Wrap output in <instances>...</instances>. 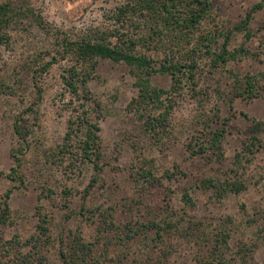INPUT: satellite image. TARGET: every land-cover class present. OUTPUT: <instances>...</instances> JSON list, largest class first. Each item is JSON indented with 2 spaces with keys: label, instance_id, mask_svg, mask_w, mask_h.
Returning a JSON list of instances; mask_svg holds the SVG:
<instances>
[{
  "label": "rangeland",
  "instance_id": "obj_1",
  "mask_svg": "<svg viewBox=\"0 0 264 264\" xmlns=\"http://www.w3.org/2000/svg\"><path fill=\"white\" fill-rule=\"evenodd\" d=\"M138 1L0 0L12 13L0 41V216L5 198L10 207L0 220V264H264V0H207L193 38ZM249 13L247 37L236 25ZM102 34L120 47L134 40L132 51L157 69L193 64L194 77L184 66L173 88L171 73L152 74L174 103L155 137L130 107L134 67L107 58L78 64L99 125V155L89 160L80 152L84 128L75 126L63 148L78 103L65 90L75 63L65 38ZM225 47L239 53L216 59ZM213 116L225 122L222 154L193 153L191 138ZM206 179L244 188L223 192ZM77 240L88 263L71 261Z\"/></svg>",
  "mask_w": 264,
  "mask_h": 264
},
{
  "label": "trees",
  "instance_id": "obj_2",
  "mask_svg": "<svg viewBox=\"0 0 264 264\" xmlns=\"http://www.w3.org/2000/svg\"><path fill=\"white\" fill-rule=\"evenodd\" d=\"M141 10L146 9L150 14L153 12L158 17L164 18L167 22L169 29L173 32L178 30L181 37L193 38L195 33L198 31L199 26L209 10L210 2L207 0H139L136 3ZM262 3L255 5V9L261 8ZM119 20L121 19V14H119ZM12 18L11 5L10 2H0V41L5 36L6 33H2L8 21ZM153 18V17H152ZM154 19V18H153ZM250 19V13L247 17L236 25L237 29L245 30L246 36L250 37L251 33L247 30V23ZM155 20V19H154ZM157 23L155 27L159 24ZM119 34V33H118ZM121 34H119L120 36ZM127 36V34H125ZM121 38V37H119ZM132 38V37H130ZM179 38V41L182 40ZM131 40V39H129ZM135 41L131 40L130 45H125L120 47L118 45L112 44L107 41V37L102 34L100 37H82L79 40H71L65 38V52L72 53L75 58V63L71 65L65 76L63 77L65 90L73 95L72 100L78 101L77 117L69 122V128L64 137V144L67 147L68 143H71L73 138L75 126L85 129L84 135L81 138L80 152L83 159H91L93 154L99 155V144L97 130L99 125L96 122L91 121L90 115L88 114V99L90 98L89 91L87 88V80L89 73H87L86 68L84 70V75L80 79L79 68L86 64V62L93 58H107L113 61H123L126 64L134 67L136 69V81L135 86L137 87V94L132 98L130 107L134 109L137 117L142 120L143 126L146 131H149L153 136H161L159 134L164 133L167 130V124L171 111L173 109L172 97H170L169 90L162 87H158L152 84L151 76L155 71L162 73H171L173 76V88L176 85L179 86L181 83L179 72L184 68L185 65L179 63H171L168 66H163L162 68H155L152 66V62L147 55L137 54L132 51ZM239 50L233 52L226 49L222 54L216 55V59H221L226 61L228 57L235 58ZM228 55V57H227ZM187 69L190 71V77H194L193 64L186 65ZM81 69V70H80ZM247 85H252L253 82L249 78ZM167 94V95H166ZM167 96L164 98V96ZM87 106V108H86ZM262 123L261 121H256L255 126L258 127ZM225 133V122L219 123L217 118L213 116L211 119H207L203 129L191 138L189 147L193 153H204L207 150H213L220 152L222 154V140ZM256 139V137H254ZM65 151V150H64ZM15 161L20 164L21 158L13 152ZM205 185L217 189H221L223 192L227 190H233L235 192L240 191L244 188V185L232 183L231 185L219 186L214 179H206L204 181ZM10 194L7 191L6 197ZM10 211L9 203L7 198L4 200V209L0 216V220L5 222L8 218V212ZM39 229L43 234L48 232V226L46 225V218L39 216ZM72 262L76 263H88V248H86L78 240L73 247ZM25 264V263H24Z\"/></svg>",
  "mask_w": 264,
  "mask_h": 264
}]
</instances>
